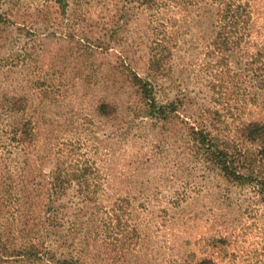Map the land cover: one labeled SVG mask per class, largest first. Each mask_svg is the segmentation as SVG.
Wrapping results in <instances>:
<instances>
[{
  "label": "rangeland",
  "instance_id": "obj_1",
  "mask_svg": "<svg viewBox=\"0 0 264 264\" xmlns=\"http://www.w3.org/2000/svg\"><path fill=\"white\" fill-rule=\"evenodd\" d=\"M44 1L22 3L27 27H43L36 13ZM248 2L252 25L232 59L223 50L217 18L201 19L194 9L189 14L175 6L164 11L179 26L170 58L152 76L147 69L149 44L142 32L143 19L132 21L119 33L122 47L131 46L133 68L153 81L158 98L178 101L181 119L205 125L218 138L221 133L231 135L240 121L264 119V81L256 83L253 76L256 68L264 73V0ZM48 4L52 21H58L56 7ZM85 7L92 18L107 16L103 1ZM11 32L16 37L12 27ZM43 32L22 38L41 47L36 51L31 47L26 67L17 66L21 62L16 60L12 68L4 66L0 90L33 88L35 81L60 87L63 102L41 110L46 118L32 147L53 152L62 143H76L100 173L97 194L102 207L93 221L97 242L91 243L92 252L85 260L100 264L98 259L94 262V254L105 243L117 258H111L112 264H194L202 257L213 264H264V199L257 189L227 181L210 169L180 124L130 112L128 103L138 101L133 87L124 84L121 76L108 79L105 68L97 70L90 63L79 68L68 54L62 59L56 38ZM5 51L0 49V65H5ZM97 57V62H91L103 67L114 59L110 52ZM105 96L118 104L114 119L94 112L96 100ZM73 192L71 187L69 193ZM60 216L66 227L76 222L68 208ZM80 243L76 239V247ZM50 248L57 246L50 243Z\"/></svg>",
  "mask_w": 264,
  "mask_h": 264
},
{
  "label": "trees",
  "instance_id": "obj_2",
  "mask_svg": "<svg viewBox=\"0 0 264 264\" xmlns=\"http://www.w3.org/2000/svg\"><path fill=\"white\" fill-rule=\"evenodd\" d=\"M102 1L107 16L90 17L85 6ZM23 2L0 0V49H8L0 72L4 66L12 68L15 60L16 64L21 62L17 66L26 67L31 47L36 51L41 45L36 47L33 42L32 46L29 39L22 38L29 34L42 35L46 30L47 36L56 38L59 57L72 56L79 68L86 63L97 70L105 68V76L113 81L121 76L124 84L133 87L138 95L137 102L127 105L130 112L180 124L210 169L217 170L227 181L252 186L264 199V119L240 121L231 135L221 133L219 138L205 125L181 119L182 104L158 98L153 81L139 76L133 68L128 54L131 46L125 43L122 47L123 38L119 35L132 21L143 19L142 32L149 44L147 69L152 76L163 70L170 58L175 28L179 26H176L177 19L167 17L164 11L175 6L189 14L194 9L201 19L217 18L214 22L219 24V37H224L223 50L232 59L240 51L238 44L252 25L248 0H45L37 9L36 17L43 20V27L37 29L27 27ZM48 2L56 7V22L52 21ZM11 27L16 37H12ZM13 45H17L16 49ZM64 50L69 53L63 55ZM109 52L114 59L107 68L92 63L98 61L97 55H109ZM259 70H254L255 82L264 81V73ZM32 84L36 86L0 90V264H99L85 259L92 252L91 243L95 239L94 217L100 213L98 207H102L97 194L100 173L84 158L76 143H62L53 152L34 150L32 146L38 142L43 128L40 122L46 118L41 110L47 105L62 104L63 97H59L58 86L54 89L46 81ZM117 106L106 96L100 97L94 104V112L100 118L114 119ZM179 120L183 123H177ZM71 187L73 193H69ZM66 208L76 218L67 227L60 216ZM76 239L80 240L81 247H76ZM50 243L57 249H51ZM104 244L95 251L94 262L98 259L100 264H112L111 258H117L111 256L110 247ZM100 250H105V256ZM194 264L213 263L210 258L202 257Z\"/></svg>",
  "mask_w": 264,
  "mask_h": 264
}]
</instances>
